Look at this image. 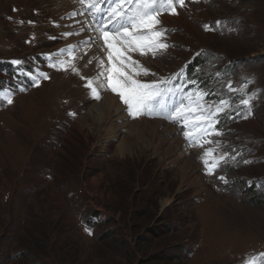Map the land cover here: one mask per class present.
Segmentation results:
<instances>
[{"label": "rangeland", "instance_id": "374dc122", "mask_svg": "<svg viewBox=\"0 0 264 264\" xmlns=\"http://www.w3.org/2000/svg\"><path fill=\"white\" fill-rule=\"evenodd\" d=\"M185 4L177 5V15L160 17L166 42L174 47L155 57L129 52L138 63L125 71L141 82L168 80L169 106L179 99L172 74L181 69L177 85L217 94L205 104L230 98L233 118L220 115L216 129L223 135H201L197 143L203 148L183 134L199 128L185 129L164 114H129L108 88L102 38L81 43L82 35L96 37L97 31L79 0H0V68L6 70L0 69V88L10 79L7 61L30 62L41 52L46 53L37 61L50 75L36 88L8 89L11 104L0 98V264H243L264 252V0ZM217 20L227 23L204 30ZM68 32L73 34L63 35ZM69 43L76 47L61 55L58 50ZM53 57L66 70L51 67ZM245 78L252 80L246 92H256L246 119L241 94L226 88L229 80L240 88ZM88 79L100 99L85 87ZM107 95L119 104V115L104 101ZM93 104L108 115L99 125L88 115ZM112 121L123 126L108 139ZM209 140L220 142L217 159L224 152L241 155L209 175L200 158L216 148ZM145 142L150 150L144 151ZM170 146L182 153L177 163L163 153ZM185 161L197 187L181 178L178 168Z\"/></svg>", "mask_w": 264, "mask_h": 264}, {"label": "snow or ice", "instance_id": "6c2138e0", "mask_svg": "<svg viewBox=\"0 0 264 264\" xmlns=\"http://www.w3.org/2000/svg\"><path fill=\"white\" fill-rule=\"evenodd\" d=\"M79 3L84 5V10L90 13L97 31L96 37H89L81 41V43L90 44L93 39L102 38L107 48L108 67L106 79L108 88L118 95L133 118L144 114L158 113L166 115V118L173 122H181L182 127L185 129L189 127L199 128V131L193 135H190L188 130H185L183 134L190 144L202 148L204 145L197 143L201 135H223L222 132L216 129V125L220 123V115H224L229 119L233 118L230 115L233 110L230 98L220 97L218 103L213 101V104H205L206 98L217 94L211 90H204L199 85L196 86L198 90L195 92L189 90L186 84L177 85L176 81H179L184 74V69H181L177 73L172 74V85L182 92V96L176 103L169 106L164 100V94L167 90L166 86L169 83L168 80L162 82H141L128 75L125 71V69L138 63L132 59L131 55H128L129 52L138 51L141 56L151 54L155 57L165 52L169 47H174V45L166 42L168 29L162 25L160 17L165 13L177 15V5L180 8H185V0H79ZM80 14L82 15L83 13ZM71 15L76 16L77 12L73 11ZM226 23L227 21L217 20L215 21V27L206 23L203 28L205 31H214ZM84 31V28L80 29V32ZM72 34L68 32L63 35L69 36ZM74 47L76 46L69 45L67 49L58 51L61 54L65 51L71 53ZM12 63L20 65L22 61L14 60ZM100 64L103 65L104 61L101 60ZM50 66L56 67L55 64ZM61 67H64L62 63ZM132 71L135 72L136 69L132 68ZM141 71L145 76L149 74L148 69L142 68ZM42 75L47 78L46 73ZM215 75L219 77L220 73L217 72ZM35 82L38 84L39 81L36 80ZM190 83L195 84V82ZM250 83H252V80L245 78L240 88L233 87L230 80L226 85L228 93L234 95L239 92L241 94L242 98L239 103L245 110L243 117L245 119L251 115L252 102L256 99V92L251 94L246 92L247 85ZM85 87L91 90L93 98L100 99L99 92L91 79L87 80ZM0 98L5 99L8 104L13 103L10 91L0 92ZM70 115H75V113H70ZM237 115H239V112H237ZM188 117H195L196 119L189 122ZM210 129L212 132L209 131ZM206 143L216 144L215 149L207 148L204 151V155L200 157L205 171L209 175H213L223 165L227 164L228 159L235 161L237 156L241 155V153L236 152V155L230 156L228 152H224L217 159L214 153L219 150L220 142L209 140ZM206 157H211L212 159L210 160ZM250 162L248 160L243 161L245 164ZM217 178L225 184L229 183L225 176ZM248 183L251 184L252 181H248ZM243 264H264V252L245 259Z\"/></svg>", "mask_w": 264, "mask_h": 264}, {"label": "bare ground", "instance_id": "6f19581e", "mask_svg": "<svg viewBox=\"0 0 264 264\" xmlns=\"http://www.w3.org/2000/svg\"><path fill=\"white\" fill-rule=\"evenodd\" d=\"M84 12V11H83ZM82 17V15H81ZM81 17L79 19H81ZM87 17V16H86ZM167 16L166 15H163V18H166ZM85 19V18H84ZM86 21V20H85ZM89 21V19L87 20ZM84 23V21H83ZM87 24V22H86ZM78 27H80L79 25H76ZM82 26V25H81ZM76 27L77 30L80 31V29ZM90 35V34H89ZM85 35H82L81 37V41L85 40ZM104 101L107 102L108 106L109 107H113L114 109V114L116 115H119L118 112H116L117 110H119V104L116 102L115 98L112 96V95H107L106 97H104ZM107 106V105H106ZM105 108L101 105V104H93L91 105V107L89 108V111H88V115H90L92 117V119L94 120V122L96 123V125H99L101 122H102V119L104 117H108V115L104 112ZM81 119V118H80ZM115 119H122L121 117H117ZM79 120V119H78ZM155 123L157 125H159L160 121H155ZM123 122H117L116 124L112 121V123H110V126L108 127V130H109V135H107L106 137L108 139H111V138H114L116 137V135H118V130L121 129V127L123 126L122 125ZM122 125V126H121ZM79 127L81 128L82 127V123L81 125H79ZM153 132L156 134L157 132V128L155 127ZM146 145H144V151H147L150 150V147H151V143L149 142H145ZM122 144L120 143L118 145V148L120 151H122ZM175 146H170L168 148H165L163 153L164 155L166 156H169V155H173V161L177 163V161L179 160V157L181 156L182 153H174L172 151V149H174ZM46 161V160H45ZM43 163V162H42ZM189 166H191L190 162L188 161H185L183 162L178 170H179V173L181 174V178L186 182V184L188 186H192V187H197L199 185V181L197 179H194L192 177V175H190V172H189ZM96 180L94 179L93 182H95Z\"/></svg>", "mask_w": 264, "mask_h": 264}]
</instances>
